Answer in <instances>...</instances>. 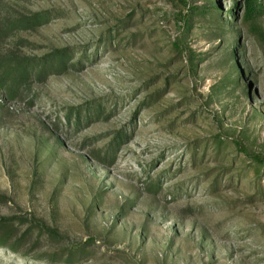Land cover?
Masks as SVG:
<instances>
[{
	"label": "rangeland",
	"instance_id": "rangeland-1",
	"mask_svg": "<svg viewBox=\"0 0 264 264\" xmlns=\"http://www.w3.org/2000/svg\"><path fill=\"white\" fill-rule=\"evenodd\" d=\"M262 3L0 0V264H264Z\"/></svg>",
	"mask_w": 264,
	"mask_h": 264
},
{
	"label": "trees",
	"instance_id": "trees-1",
	"mask_svg": "<svg viewBox=\"0 0 264 264\" xmlns=\"http://www.w3.org/2000/svg\"><path fill=\"white\" fill-rule=\"evenodd\" d=\"M263 0H261L259 2V0H246V17L249 18V19H253L255 18L259 12H260V8L263 6V3H262ZM45 69V68H44ZM44 69L40 70L41 73H43ZM22 73H26L25 72V69L22 71ZM22 78V76H21ZM13 83L15 84H19L21 83L19 79L15 78ZM254 157V160L259 163V164H264V157L262 156H253ZM8 237V236H7ZM6 244V237L3 236V237H0V246H3ZM17 246H13V250H17L16 249Z\"/></svg>",
	"mask_w": 264,
	"mask_h": 264
}]
</instances>
